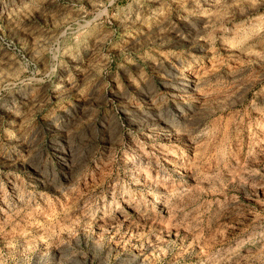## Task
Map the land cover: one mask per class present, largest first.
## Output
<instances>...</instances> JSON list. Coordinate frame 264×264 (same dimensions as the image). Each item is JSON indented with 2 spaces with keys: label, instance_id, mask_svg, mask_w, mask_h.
Returning <instances> with one entry per match:
<instances>
[{
  "label": "rangeland",
  "instance_id": "1",
  "mask_svg": "<svg viewBox=\"0 0 264 264\" xmlns=\"http://www.w3.org/2000/svg\"><path fill=\"white\" fill-rule=\"evenodd\" d=\"M0 264H264V0H0Z\"/></svg>",
  "mask_w": 264,
  "mask_h": 264
}]
</instances>
